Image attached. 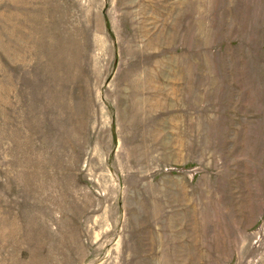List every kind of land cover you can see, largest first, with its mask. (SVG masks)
Here are the masks:
<instances>
[{
	"label": "rangeland",
	"instance_id": "obj_1",
	"mask_svg": "<svg viewBox=\"0 0 264 264\" xmlns=\"http://www.w3.org/2000/svg\"><path fill=\"white\" fill-rule=\"evenodd\" d=\"M0 264H264V0H0Z\"/></svg>",
	"mask_w": 264,
	"mask_h": 264
}]
</instances>
